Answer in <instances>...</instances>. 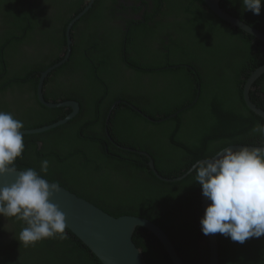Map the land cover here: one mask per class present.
I'll use <instances>...</instances> for the list:
<instances>
[{"label": "trees", "instance_id": "obj_1", "mask_svg": "<svg viewBox=\"0 0 264 264\" xmlns=\"http://www.w3.org/2000/svg\"><path fill=\"white\" fill-rule=\"evenodd\" d=\"M87 1L0 0V111L23 121L22 130L50 125L71 112L43 106L37 86L40 74L63 59L66 28ZM114 2L94 1L70 29L69 58L44 80L45 101H75L79 113L47 132L23 135L25 149L15 165L21 171L35 169L111 216L151 221L169 237L184 264H208V237L200 226L201 186L195 182V172L177 182H162L145 156L117 148L111 140L149 154L159 175L169 179L182 176L196 161L224 147H260L261 138L251 130L264 119L245 105L243 86L264 63L263 43L213 13L205 14L203 0H152L154 11L176 17L189 16L197 8L211 21L213 31L228 33L221 46H160L156 50L162 58L157 62L156 56L133 53L128 35L116 32V26H105ZM220 7L264 33V4L259 15L244 10L241 0H220ZM146 27L138 24L134 30ZM113 36L119 37L118 46H111ZM125 64L151 70L133 68L127 76ZM80 74L83 82L76 78ZM253 86L250 99L264 110V74ZM7 92L13 94L11 99ZM117 101L121 103L109 115ZM123 102L154 121L175 115L150 122ZM45 159L47 173L40 170ZM25 226L0 216V264H102L67 228L66 239L49 238L25 247L17 240ZM216 239L218 264H264V235L243 244L219 233ZM133 242L145 264H172L149 231L137 228Z\"/></svg>", "mask_w": 264, "mask_h": 264}, {"label": "clouds", "instance_id": "obj_2", "mask_svg": "<svg viewBox=\"0 0 264 264\" xmlns=\"http://www.w3.org/2000/svg\"><path fill=\"white\" fill-rule=\"evenodd\" d=\"M241 2L255 15L264 4ZM24 127L11 113L0 111V177L16 174L13 183L0 186V216L24 222L17 240L28 247L49 238L66 239L67 224L65 213L51 202L58 185L33 168L17 170L15 161L25 149ZM251 135H259L260 147H224L193 165L195 182L209 201L200 219L205 236L219 233L243 244L264 235V124H255ZM40 170L48 172V160L41 161Z\"/></svg>", "mask_w": 264, "mask_h": 264}, {"label": "water", "instance_id": "obj_3", "mask_svg": "<svg viewBox=\"0 0 264 264\" xmlns=\"http://www.w3.org/2000/svg\"><path fill=\"white\" fill-rule=\"evenodd\" d=\"M95 0H88L83 10L77 14L73 19L70 20L65 36H66V52L63 59L58 63L49 66L40 74L38 86H37V99L38 101L47 108H71V112L63 119L54 122L50 125H46L36 129L21 130L23 135H34L47 132L58 126L64 125L71 119H73L79 113V104L75 101H63L58 103L47 102L43 97V84L46 77L61 64H64L70 56L71 50V27L92 7ZM207 7L214 13L218 18L225 21L227 24L234 28L242 30L244 33L253 36L256 40L264 44V33L256 28L246 24L230 14L227 10L220 7V0H203ZM264 74V63L257 67L250 76L246 79L243 86V100L247 108L254 114L264 119V110L257 107L250 99L249 92L254 87L255 82ZM121 101L115 102L109 115ZM125 103V102H123ZM127 104L132 110L137 112L139 115L150 122H162L167 118L174 117L175 114L168 116L164 119L154 121L144 113H142L137 107ZM105 133L108 134V118L105 121ZM112 143L124 150L129 152H136L147 158L148 166L153 172L155 177L162 182L171 183L177 182L184 179L189 173L192 172L193 166L182 176L176 178H165L159 175L154 166V161L149 154L142 151H135L127 147L119 146L115 141L111 140ZM245 145H231L233 148H239ZM229 147V146H228ZM252 147V146H248ZM21 171V170H18ZM18 174V173H17ZM16 174H6L0 177V186L4 184H11L15 181ZM52 184H55L49 181ZM58 185V184H55ZM59 191L54 195L51 202L58 205L59 209L66 215L67 230H69L77 239H79L98 259L102 264H145L141 255L140 250L136 247L133 242V234L137 228H143L152 233L161 246L165 249L166 254L169 256L172 264H184L182 259L179 257L175 247L170 241L169 237L164 231L151 221L136 217L123 215L119 217L111 216L102 209L88 202L87 200L80 198L69 190L64 189L58 185ZM201 208L204 214V209L209 203L207 199L202 195L200 190ZM208 245H209V263L218 264L219 251L216 234H209Z\"/></svg>", "mask_w": 264, "mask_h": 264}, {"label": "flooded vegetation", "instance_id": "obj_4", "mask_svg": "<svg viewBox=\"0 0 264 264\" xmlns=\"http://www.w3.org/2000/svg\"><path fill=\"white\" fill-rule=\"evenodd\" d=\"M110 6H112V9L110 10L112 15L110 17V21L107 20L108 23H106L105 26L107 24L116 26V32H123L128 35L129 40H131L128 46H130V49L133 53L137 52L138 54L148 58H155L154 56H156L157 62H159L158 59L162 58V56H160L159 52L156 50L160 46H221L228 34L222 31H216L218 29H216L215 31L211 29V21L208 20L207 16L205 15L210 13L211 10L207 7L206 4H204L205 8L203 9V11H205V14L196 8L195 10H193L194 12L191 11L190 13H188L189 16L185 13H180V17H176V14L167 15L161 10L154 11L152 0H115L114 3H110ZM138 24H145L149 28H144V31L142 29L134 30V27ZM162 24H168L169 28L161 29L160 25ZM185 25H188V27H185ZM229 26L232 27L231 25ZM103 31H106V29H104ZM126 37L124 38V42H126ZM118 39V36H113L112 42H115V45L111 46H118L116 42L118 41ZM263 46L264 44L261 45V49H264ZM145 47L146 49L143 50V48ZM143 52L147 53V55H145ZM164 52L166 51L164 50ZM133 61L141 62L138 59H133ZM126 64L125 73L127 74V76H130L133 73V68H137L139 70H151V68L147 69L141 68L139 66L131 68L132 64H130V66ZM83 77L84 76L80 74L76 78L79 81L83 82ZM54 88L55 86L53 83L50 86L49 90L51 89L53 91ZM255 89L256 88L254 87V90ZM5 94L9 99L13 97V94H11V92H7Z\"/></svg>", "mask_w": 264, "mask_h": 264}]
</instances>
